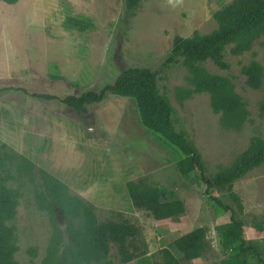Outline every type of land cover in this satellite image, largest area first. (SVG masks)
<instances>
[{"label": "rangeland", "instance_id": "374dc122", "mask_svg": "<svg viewBox=\"0 0 264 264\" xmlns=\"http://www.w3.org/2000/svg\"><path fill=\"white\" fill-rule=\"evenodd\" d=\"M230 1L142 0L129 13L125 0H0V173L18 193L16 214L8 223L15 228L20 264H42L56 230L64 235L66 218L52 200L50 176L67 185L68 196L89 203L99 220L124 217L135 223L136 243L155 260L162 259L163 247L184 264H221L237 252V246H223L218 230L230 212L204 192L197 172L180 173L177 161L183 154L143 125L133 97L108 94L80 112L60 99L30 94L98 90L129 66L157 70L176 127L201 153L211 176L230 167L254 136L264 138V83L250 87L242 71L252 59L264 67V32L241 54H233L228 44L225 67L209 58L199 63L227 77L246 102L248 115L239 127L222 124L210 94L194 89L183 58L167 57L176 35L216 29L213 13ZM127 180L155 185L165 199H182L184 210L156 219L133 205ZM229 191L241 198L237 216L244 222L245 239L258 245L264 258V160L230 188L211 193L230 202ZM198 226L207 228L205 249L186 260L173 240ZM108 254L83 264L137 260L122 262L114 242ZM250 260L262 264L254 255Z\"/></svg>", "mask_w": 264, "mask_h": 264}, {"label": "trees", "instance_id": "16d2710c", "mask_svg": "<svg viewBox=\"0 0 264 264\" xmlns=\"http://www.w3.org/2000/svg\"><path fill=\"white\" fill-rule=\"evenodd\" d=\"M14 3L18 0H4ZM142 0H125L126 9L133 13ZM213 16L218 27L209 33L194 31L190 36L176 35L167 60L183 58L189 67L190 79L198 92L210 94L211 105L220 113L224 126L239 127L248 115L247 105L232 86L231 81L220 74L207 71L199 63L211 59L225 67V49L232 43L231 52L241 54L252 47L253 40L264 32V0H231L218 8ZM246 83L259 88L264 83V67L252 59L242 66ZM45 99H60L80 112H87L89 106L102 101L106 95L130 96L136 101L141 121L145 127L161 135L175 145L183 154L177 161L181 174L189 176L197 172L204 192L225 211L230 212L229 220L221 223L218 230L225 248L238 247L234 254L222 259L221 264H251L250 256L264 264L258 245L248 243L244 237L245 226L237 211L242 209L240 196L229 191L230 202L214 195L215 188H230L235 180L264 160V138L254 136L250 148L242 153L228 168L211 176L201 153L173 119V107L160 91L158 71L150 67L129 66L123 69L111 83L100 89H87L81 93L63 96L48 92H32ZM0 157V169L2 168ZM51 197L64 212L66 228L64 235L56 230L42 264H83L99 261L109 255L110 243L117 245L120 260L128 262L137 258L135 264H184L169 247H163L161 260H155L136 243L139 227L127 218H106L99 220L91 205L82 199L68 196L67 185L50 176ZM126 188L134 206L148 210L156 219L173 217L185 208L180 198L165 199L159 187L143 180H127ZM18 193L8 186L0 173V264H20L15 253L18 249L13 225L8 221L16 214ZM180 224H177L178 228ZM207 228L198 226L173 240L174 246L186 260L200 256L206 246ZM34 250L32 253L34 254ZM111 264V262H108Z\"/></svg>", "mask_w": 264, "mask_h": 264}, {"label": "clouds", "instance_id": "9594fccd", "mask_svg": "<svg viewBox=\"0 0 264 264\" xmlns=\"http://www.w3.org/2000/svg\"><path fill=\"white\" fill-rule=\"evenodd\" d=\"M170 3H173V0H169ZM174 3L175 4H179L180 3V0H174Z\"/></svg>", "mask_w": 264, "mask_h": 264}]
</instances>
